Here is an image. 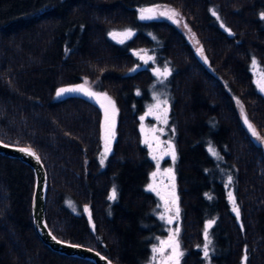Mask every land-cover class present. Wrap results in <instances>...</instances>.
<instances>
[{
  "label": "trees",
  "instance_id": "1",
  "mask_svg": "<svg viewBox=\"0 0 264 264\" xmlns=\"http://www.w3.org/2000/svg\"><path fill=\"white\" fill-rule=\"evenodd\" d=\"M160 7L180 22L140 19L141 9ZM261 13L264 0H0V138L40 154L46 220L57 236L116 264H150L165 223L146 188L155 166L140 123L160 82L171 101L176 158L164 165L175 169L179 264H264V92L252 72L264 73ZM126 29L133 35L123 44L108 35ZM165 66L171 74L157 78L153 70ZM87 80L116 106L103 165L102 109L83 94L56 95ZM34 183L28 163L0 153V264H96L43 242L32 218Z\"/></svg>",
  "mask_w": 264,
  "mask_h": 264
},
{
  "label": "snow or ice",
  "instance_id": "2",
  "mask_svg": "<svg viewBox=\"0 0 264 264\" xmlns=\"http://www.w3.org/2000/svg\"><path fill=\"white\" fill-rule=\"evenodd\" d=\"M141 15H140V19H151L153 18L154 15H156V9H141L140 10ZM145 13H149V15H145ZM160 16H165L168 17L169 19H172L175 23H179V19H177V17H179V13L176 12L175 10H167V11H163V12H159ZM213 15L215 16L216 13L213 12ZM261 18L264 19V13H261ZM223 27V25H221ZM185 27H187V25H185ZM229 32L231 31L230 29L228 30ZM109 36H111L114 40H117L119 43L123 44L125 42V40L129 39L132 35L133 32L131 29H126L122 32H116V31H112L108 33ZM198 43V42H197ZM197 52L200 53L201 56H203V48H197ZM137 55H140L139 52L136 53ZM140 59L144 60L145 63H147L148 60H152L153 57L151 56H140ZM207 58L205 57V60ZM256 60L255 58H253L252 60V64L255 66L256 65ZM156 74L157 77H163L166 78L168 75L171 74V69L167 68V66H165L164 70L161 71L160 69H154L153 70ZM257 86L260 88V90L262 92H264V73H261V78L257 80ZM68 92H81L84 93L85 95L95 98L98 102H100L101 107L104 108L105 110V123H104V153L101 156V160L100 163L101 165H103L105 158L107 157L108 153L111 152V144L112 141L115 139V120H114V116H115V104L114 102L111 100L110 97L107 96L106 93H97L91 90V88L86 87V85L81 84V85H76L73 87H67V88H60L57 90L56 95L60 96L64 93H68ZM104 101H107V105L104 103ZM168 101L164 100V101H159V99L157 98V104L155 105L156 108H160L161 104L163 105H167ZM109 107L112 110V116L111 118L109 117ZM167 112L168 109L167 107H164L162 110V116H157V119H162V122L164 124H167ZM148 114H152V109H149V113ZM144 117H141V120H143ZM245 123H248L247 118L245 117ZM248 127L251 129L252 131V135L253 136H257L258 137V133L256 132L255 128L251 125L248 124ZM143 126H142V131H143ZM153 133H155L157 130L156 129H152L151 130ZM159 131H163V129H160ZM259 138V137H258ZM153 139L157 140V147H159V140L158 137H156L155 135H153ZM145 144L148 145L149 149L152 150L153 152V159L156 160L157 162V168H159V161L160 158L162 157H157L155 155L156 149H154L152 147V143L147 139V137L145 138L144 141ZM5 147H8V145H4ZM169 149L171 151V155H172V159L175 160V150H174V146H172L169 143ZM19 151L24 152L30 156L35 157L37 160L40 159L39 156H37L36 152L33 151L31 148H20ZM209 151L212 152L213 155H217L216 151L213 148H209ZM164 155L169 154L168 152L163 153ZM166 172L171 173V169H167ZM157 172H153L152 173V177L153 180H155V177L157 176ZM172 179L174 181V175L172 176ZM231 176H229V183H231ZM174 183L172 185L173 188V192L171 193V195L173 197H175V192H174ZM148 188L151 191L156 192L157 195H161V193L157 190V188L155 187L154 184H149ZM117 197V192L116 189L113 188L111 194L109 195L108 199L109 200H115ZM228 197L229 200L233 203V211L236 213V217L237 219H239L240 216V212H239V208L236 206V202H235V197L233 196V194L231 192L228 193ZM161 199H164L163 196H161ZM172 204L176 203L175 198L171 201ZM169 202L166 200L165 201V212H170L172 211V209L168 206ZM84 211L88 212L89 209L87 206H85ZM90 215V213H89ZM179 217V208L176 207L175 208V215L174 216H169L167 218L168 223L171 224L173 222V220L178 219ZM161 219H165L164 215H161L160 217ZM215 223V221L210 220L205 224L204 227V236H205V244L203 247V253L204 256L207 258L209 256V244L211 243V241L208 239V230L212 227V225ZM179 231L180 229L177 227L175 229L174 232L170 231V235L168 237L167 240H161L160 241V246H154L153 247V253H158L161 256V260H160V264H179V258L180 256L183 255V252L180 251V245H179V241L177 239V236L179 235ZM53 240H56V237L53 236L52 237ZM60 243H64V241H59ZM72 247H80V245H76L73 244L71 245ZM165 249H171V254L170 255H165ZM91 251V249H89ZM153 259H155V256L153 257ZM246 259V257H245ZM109 264H111V262L109 261Z\"/></svg>",
  "mask_w": 264,
  "mask_h": 264
},
{
  "label": "rangeland",
  "instance_id": "3",
  "mask_svg": "<svg viewBox=\"0 0 264 264\" xmlns=\"http://www.w3.org/2000/svg\"><path fill=\"white\" fill-rule=\"evenodd\" d=\"M167 10L168 9L165 8V7H160L157 10V12L159 13V12H163V11H167ZM169 10H173V9H169ZM145 15H149V13H145ZM159 16L160 15L156 13V15H154L153 17H159ZM140 56H143V55L140 54ZM143 62H144V60H143ZM252 69H253L252 72L255 75L254 79L257 82V80L261 78V75L259 74V71H258L257 68L253 67ZM157 78L161 79L162 77H157ZM81 84H84V85H86V87L91 88V90L94 91V92L106 93L107 96L110 97L111 100L113 101L112 97L106 91H104L102 89H98L96 87L95 83L92 80H87V81H84V82H81V83H78V84H74V85H71V86H66L64 88L73 87V86L81 85ZM256 86H257V83H256ZM258 89L260 90L259 87H258ZM70 93H79V94L85 95L84 93H81V92H70ZM85 96H87V95H85ZM87 97L92 99L93 101H95L96 104L102 109V112H103V115H104L103 116L104 123H105V110H104V108L101 107L100 102H98L95 98H92V97H89V96H87ZM157 98L159 99V101L167 100L168 101L167 105L165 106V105L161 104V107L159 109L156 108L155 105L157 104ZM104 103L107 105V101H104ZM170 103H171V101H169V98H168V96L165 93V88L161 87V89H160V82H156V84L154 85V88H153V92H152V100L150 101V103H148L145 112L142 114L141 117H144V119L141 120V123H140V129L142 130V126H143V129H144L142 131L143 142L145 141V138L147 137V139L152 143V147L154 149H156L155 155L158 158L162 157V158H160V161H159V168H157L156 160L153 159L155 167L153 168V170L149 174V179H148V183H147V186H146V188L148 190H150L148 188V185L149 184H154L155 187L157 188V190L161 193V195H157L156 192L152 191L156 195V198L159 200V212H158L159 217H161V215L165 216V219H161L160 218L165 223V226H164L165 234L160 239V241L161 240H167L169 235H170V231L174 232L175 229L177 227L179 228V226H180L179 217H178V219L173 220V222L171 224H169L168 220H167V218L169 216H174L175 215V208L178 205V199L176 198V196L173 197L171 195V193L173 192L172 185H173V183L175 185V177H176L174 175L175 174L174 166H171V165H167L166 166V165H164V163H166L167 159H171L172 158L171 151L169 149V143L172 145L171 136H173V134H174L173 132L174 131L173 132L170 131V128H172V127H170L168 125L169 124V122H168V120H169V112H167V124H164L162 122V119H157V116H162V110H163L164 107H167V109L169 108ZM150 108L152 109V114H148ZM115 109H116V106H115ZM111 116H112V110L109 107V117L111 118ZM243 119L245 121V116L243 117ZM114 120L116 122V112H115ZM248 124H249V122L246 123L247 127H248ZM152 129H156L157 131L155 133H153L151 131ZM160 129H163V131L162 132L159 131ZM153 135L158 137V140L160 142L159 147H157V140L153 139ZM165 152H168L169 154L164 155L163 153H165ZM150 154H151V156L153 158L152 150H150ZM167 169H171V173L166 172ZM153 172H157L158 173L157 176L155 177V180H153V177H152V173ZM173 175H174V181L172 179ZM176 190H177V188L174 187V192H176ZM229 192H231V191L229 190L228 193ZM161 196H163L164 199H161ZM174 198L176 200V203L172 204L171 201ZM166 200L169 202L168 206L172 209V211H170V212H165V201ZM230 206L233 209V203L232 202H231ZM236 206L239 208L237 203H236ZM179 236H180V231H179V235L177 236L178 241H179ZM160 241L155 246L159 247L160 246ZM180 244H181V242L179 241V245ZM180 251L182 252L181 245H180ZM170 254H171V249H165V255H170ZM154 256H155V259H153ZM180 258H181V256H180ZM180 258H179V260H180ZM160 260H161V256L158 253H152L150 264H160Z\"/></svg>",
  "mask_w": 264,
  "mask_h": 264
},
{
  "label": "water",
  "instance_id": "4",
  "mask_svg": "<svg viewBox=\"0 0 264 264\" xmlns=\"http://www.w3.org/2000/svg\"><path fill=\"white\" fill-rule=\"evenodd\" d=\"M4 145H8V147H5ZM20 148H31L36 152L40 159L37 160L35 157L19 151ZM0 153L20 158L28 163L34 171L35 183L31 201L32 218L34 228L43 242L60 253L87 258L96 264H109V261L111 264H116L100 250L86 244L62 239L51 230L46 220L48 174L40 154L34 147L29 144L7 142L0 138ZM53 236L56 237V240L52 239ZM59 241H64V243H60ZM73 244L80 245V247H72L71 245ZM89 249H91V251Z\"/></svg>",
  "mask_w": 264,
  "mask_h": 264
}]
</instances>
